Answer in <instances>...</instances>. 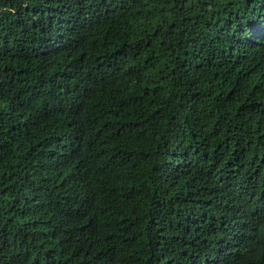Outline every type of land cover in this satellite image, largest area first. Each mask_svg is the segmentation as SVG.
<instances>
[{
  "label": "trees",
  "instance_id": "trees-1",
  "mask_svg": "<svg viewBox=\"0 0 264 264\" xmlns=\"http://www.w3.org/2000/svg\"><path fill=\"white\" fill-rule=\"evenodd\" d=\"M0 264H264V0H0Z\"/></svg>",
  "mask_w": 264,
  "mask_h": 264
}]
</instances>
